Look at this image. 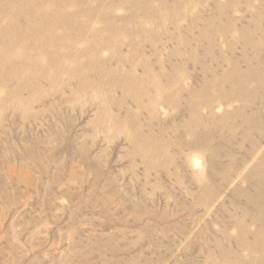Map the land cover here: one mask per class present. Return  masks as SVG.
<instances>
[{
    "label": "rangeland",
    "instance_id": "rangeland-1",
    "mask_svg": "<svg viewBox=\"0 0 264 264\" xmlns=\"http://www.w3.org/2000/svg\"><path fill=\"white\" fill-rule=\"evenodd\" d=\"M0 264H264V0H0Z\"/></svg>",
    "mask_w": 264,
    "mask_h": 264
},
{
    "label": "bare ground",
    "instance_id": "bare-ground-1",
    "mask_svg": "<svg viewBox=\"0 0 264 264\" xmlns=\"http://www.w3.org/2000/svg\"><path fill=\"white\" fill-rule=\"evenodd\" d=\"M195 164H197V161H195Z\"/></svg>",
    "mask_w": 264,
    "mask_h": 264
}]
</instances>
